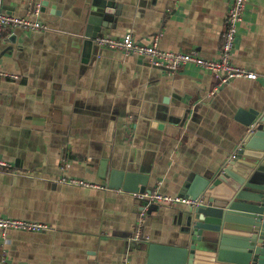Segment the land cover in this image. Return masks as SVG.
Instances as JSON below:
<instances>
[{
    "label": "crops",
    "instance_id": "obj_1",
    "mask_svg": "<svg viewBox=\"0 0 264 264\" xmlns=\"http://www.w3.org/2000/svg\"><path fill=\"white\" fill-rule=\"evenodd\" d=\"M86 1L2 0L7 13L45 26L7 27L0 45V70L14 75L0 78V158L12 164L0 172V216L47 226L0 233L10 264H145L146 252L129 247L139 241L132 237L140 212L145 241L183 244L175 204L145 208L109 188L101 167L117 160L155 173L152 191L182 195L194 174L216 170L236 149L243 130L236 110H264V0L248 1L231 55L257 80L221 85L193 64L168 73L96 39L130 33L148 44L160 34L162 49L217 60L230 0H111L118 14L108 15L83 64ZM35 6L38 16L30 14Z\"/></svg>",
    "mask_w": 264,
    "mask_h": 264
},
{
    "label": "water",
    "instance_id": "obj_2",
    "mask_svg": "<svg viewBox=\"0 0 264 264\" xmlns=\"http://www.w3.org/2000/svg\"><path fill=\"white\" fill-rule=\"evenodd\" d=\"M115 5L111 0L84 2L81 63H89L93 41L108 26V15L117 16ZM98 56L94 51L93 57ZM234 120L243 130L233 153L216 170L194 174L183 187V196L201 202L175 204L176 218L187 234L184 243H129L146 252L145 264H264V110L239 108ZM101 170L109 188L127 193H150L157 180L155 173L136 171L117 160L106 161Z\"/></svg>",
    "mask_w": 264,
    "mask_h": 264
},
{
    "label": "built area",
    "instance_id": "obj_3",
    "mask_svg": "<svg viewBox=\"0 0 264 264\" xmlns=\"http://www.w3.org/2000/svg\"><path fill=\"white\" fill-rule=\"evenodd\" d=\"M248 1L249 0H230L225 18V26L221 33V43L218 48L219 59L217 60L204 59L196 52L186 53L182 51L162 49L159 46V39L161 36L160 34L155 35L148 44H139L135 42L133 36L130 33H124L118 38H97L96 45L104 49L117 51L123 56H139L144 58L151 67L161 68L168 73L177 72L182 68V66L186 64H193L210 73L217 80L218 85H221L233 78L257 80V74L255 72L235 66L231 61V55L235 47L237 31L239 25L244 21V12ZM39 13V6H35L30 11L32 16H38ZM7 27L22 28L24 30L45 28L44 24L37 20H32L28 16L17 17L7 13L4 10L2 0H0V45L5 40L4 29ZM1 77L13 78L14 75L2 72L0 70V78ZM64 166L65 165H62L60 170L64 171ZM8 169H12V164L3 158H0V172ZM59 181L62 183L91 189L106 188L104 184L93 183L75 177L61 176ZM130 196L133 199L146 204L145 208L151 203L196 206L201 202L199 199H191L183 195L163 194L157 190L150 193H130ZM143 218L144 213L140 212L133 231L132 238L134 240H140L144 237L142 235ZM46 228L47 226L45 224L0 216V233L3 236H6L9 231L14 230L40 232ZM144 239L147 240L146 238ZM0 264H10L7 260L5 252H2L0 255ZM122 264H129V261L124 258Z\"/></svg>",
    "mask_w": 264,
    "mask_h": 264
}]
</instances>
